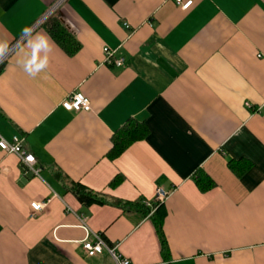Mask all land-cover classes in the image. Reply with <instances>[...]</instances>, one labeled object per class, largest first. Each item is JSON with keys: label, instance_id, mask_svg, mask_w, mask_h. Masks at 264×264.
<instances>
[{"label": "crops", "instance_id": "obj_1", "mask_svg": "<svg viewBox=\"0 0 264 264\" xmlns=\"http://www.w3.org/2000/svg\"><path fill=\"white\" fill-rule=\"evenodd\" d=\"M192 1L0 0L4 52L49 15L81 44L69 55L40 24L0 67V133L22 136L41 168L0 149V264H115L86 255L85 227L132 264H264V0ZM105 47L124 65H108ZM75 92L91 110L62 106ZM130 119L149 135L112 160ZM198 168L213 189L198 188ZM75 182L107 203L83 205ZM158 188L171 193L157 213L115 204ZM34 201L47 206L32 216Z\"/></svg>", "mask_w": 264, "mask_h": 264}, {"label": "trees", "instance_id": "obj_2", "mask_svg": "<svg viewBox=\"0 0 264 264\" xmlns=\"http://www.w3.org/2000/svg\"><path fill=\"white\" fill-rule=\"evenodd\" d=\"M54 39V41L69 55L75 54L81 47L76 35L69 29L67 24L58 16L49 15L41 24ZM149 135V128L146 122H141L136 119H130L121 128H119L112 136V148L108 152V157L112 160L120 156L126 149L136 141L146 139ZM230 167L233 171L239 172L236 167V162L230 161ZM240 175V174H238ZM193 179L202 192H207L216 186L215 180L203 169L198 168ZM119 178H115L112 184L119 182ZM72 192L78 200L86 206L93 204H106L107 201L101 193L95 192L80 182H75L71 186ZM152 207L146 206L144 202H134L120 200L115 201L116 205H120L125 210L137 209L144 215H149L152 208H155V213L159 212L164 202L152 201ZM157 232L160 237L162 249L167 251V240L162 230L161 220L155 219Z\"/></svg>", "mask_w": 264, "mask_h": 264}, {"label": "built area", "instance_id": "obj_3", "mask_svg": "<svg viewBox=\"0 0 264 264\" xmlns=\"http://www.w3.org/2000/svg\"><path fill=\"white\" fill-rule=\"evenodd\" d=\"M179 3L182 4V8L188 9L193 1L189 0L182 3L178 0ZM48 17V16H47ZM46 17V18H47ZM43 18L35 26H33L24 36H22L19 40H17L14 44H12L3 54L0 55V67L4 64L7 57L14 51L16 47H18L26 37L42 22L46 19ZM104 54L106 57V62L110 66L121 67L125 63L124 58L115 57L114 50L109 47L104 48ZM62 106L69 111H89L91 110L90 100L82 93L75 92L68 96L63 102ZM246 106L249 108H253V106L247 102ZM254 111L263 112L264 113V104L259 108H255ZM0 149L5 153L15 154L19 157L21 164L29 171H31L35 175H40L41 168L38 166V161L35 155L26 148L24 144V138L18 134H15L11 137V139H7L0 133ZM171 192L164 190L163 188H158L156 191V195L152 201L156 202H164ZM152 201H144L146 206L152 207ZM47 206V202H38L34 201L30 204V208L32 210V216L35 214L41 213L45 207ZM155 211V208H152V212ZM81 222L86 226V218L81 215ZM87 235L85 239L82 241V247L88 257L98 256L104 253L110 255L115 264H132L131 260L117 251V248L107 242L104 236L100 232H91L87 227Z\"/></svg>", "mask_w": 264, "mask_h": 264}, {"label": "clouds", "instance_id": "obj_4", "mask_svg": "<svg viewBox=\"0 0 264 264\" xmlns=\"http://www.w3.org/2000/svg\"><path fill=\"white\" fill-rule=\"evenodd\" d=\"M37 43L34 44L35 47H46L47 45V40L45 37H37ZM6 46L5 45H0V54H3ZM45 64L47 65V59L45 60ZM24 70L29 74V75H35L37 72L40 71L39 68L33 67L31 64H25L24 65Z\"/></svg>", "mask_w": 264, "mask_h": 264}]
</instances>
